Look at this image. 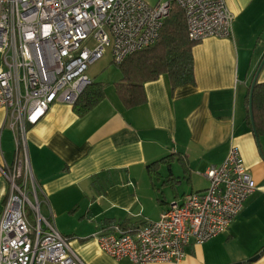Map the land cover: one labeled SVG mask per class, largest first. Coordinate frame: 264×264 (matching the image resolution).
I'll return each mask as SVG.
<instances>
[{
  "label": "crops",
  "instance_id": "crops-1",
  "mask_svg": "<svg viewBox=\"0 0 264 264\" xmlns=\"http://www.w3.org/2000/svg\"><path fill=\"white\" fill-rule=\"evenodd\" d=\"M225 2L234 17L233 35L194 47L195 85L172 90L163 75L144 84V105L126 108L114 86L120 78L104 85L105 97L86 115L60 103L30 127L26 153L42 191V214L71 238L85 264H132L101 252L92 235L111 225L158 221L171 203L208 189L205 173L220 166L231 147L240 150L257 189L226 233L191 243L179 264H264V138L256 143L246 119L257 73V83H264V0ZM6 115L0 109V166H12L17 157ZM182 183L191 190L179 193ZM166 187L170 203L159 198ZM8 191L0 173V204ZM213 240L228 249L215 263L206 255Z\"/></svg>",
  "mask_w": 264,
  "mask_h": 264
},
{
  "label": "built area",
  "instance_id": "built-area-1",
  "mask_svg": "<svg viewBox=\"0 0 264 264\" xmlns=\"http://www.w3.org/2000/svg\"><path fill=\"white\" fill-rule=\"evenodd\" d=\"M225 0H0V109L14 133L17 157L0 166L9 193L0 204V264H85L52 217L28 166L27 134L56 104L74 106L92 85L88 69L110 50L111 61L154 45L179 7L192 42L231 38ZM92 45V46H90ZM205 173L209 187L171 203L158 221L116 224L92 235L101 252L132 264H179L185 247L226 233L257 189L237 147ZM33 218V223L28 216Z\"/></svg>",
  "mask_w": 264,
  "mask_h": 264
},
{
  "label": "trees",
  "instance_id": "trees-1",
  "mask_svg": "<svg viewBox=\"0 0 264 264\" xmlns=\"http://www.w3.org/2000/svg\"><path fill=\"white\" fill-rule=\"evenodd\" d=\"M184 12L174 7L166 19L160 36L154 45L138 52L118 65L121 80L114 84L116 93L126 108L144 105L147 101L144 84L155 82L161 76L168 77L172 90L195 85L193 49L196 45L189 39ZM105 86L93 81L73 106L74 113L84 116L105 97ZM253 93L254 126L256 139L264 138V83H256ZM250 94V93H249ZM249 95L247 117L249 116Z\"/></svg>",
  "mask_w": 264,
  "mask_h": 264
},
{
  "label": "rangeland",
  "instance_id": "rangeland-1",
  "mask_svg": "<svg viewBox=\"0 0 264 264\" xmlns=\"http://www.w3.org/2000/svg\"><path fill=\"white\" fill-rule=\"evenodd\" d=\"M144 1L151 6H155L158 5V3L161 0H144ZM111 59L112 58H111L110 50H107L102 59H99L96 63H94L89 67L87 74L95 83L101 84L103 86L109 84L108 86H111L121 78V73H119L120 72L119 66L114 64L113 61H111ZM199 186L201 187V185H199V182L196 181L195 187L198 188ZM191 188L192 187L186 184L184 185L182 183L178 188V192L179 193L188 192L189 190H191ZM160 195L161 196L159 198L166 199L168 203H170L173 200L172 192L169 187L162 189ZM28 214L31 221L35 223L33 218L30 216L29 210H28ZM210 245H211L209 246L210 248L206 249L207 260L209 262L215 263L220 259L226 258L228 254V249L221 246L222 245L221 240L219 241L213 240Z\"/></svg>",
  "mask_w": 264,
  "mask_h": 264
},
{
  "label": "water",
  "instance_id": "water-1",
  "mask_svg": "<svg viewBox=\"0 0 264 264\" xmlns=\"http://www.w3.org/2000/svg\"><path fill=\"white\" fill-rule=\"evenodd\" d=\"M264 64V60L262 61V63H261V66ZM261 66H259L260 68H259V70L262 68ZM259 72V71H258ZM256 79H258V73H257V75H256V77L253 79V83H252V85H251V92H249L250 93V96H249V118H250V120H251V123H252V131L254 132V134H255V136L257 137V135H256V131L254 130L255 129V126H254V118H252L253 117V110H252V106H251V104H252V102H253V93H252V91H254V87H255V85H256V83H257V80ZM259 139L257 138V144L258 145H260L259 144ZM258 256L259 255H257L256 257H253V259L251 260L252 262H255V261H257L259 258H258Z\"/></svg>",
  "mask_w": 264,
  "mask_h": 264
}]
</instances>
